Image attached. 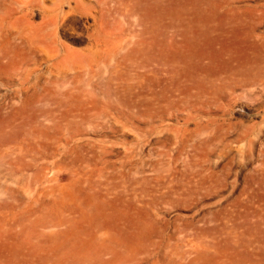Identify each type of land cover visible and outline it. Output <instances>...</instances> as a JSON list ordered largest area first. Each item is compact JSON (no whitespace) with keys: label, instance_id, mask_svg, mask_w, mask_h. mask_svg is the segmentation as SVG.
I'll return each instance as SVG.
<instances>
[{"label":"rangeland","instance_id":"374dc122","mask_svg":"<svg viewBox=\"0 0 264 264\" xmlns=\"http://www.w3.org/2000/svg\"><path fill=\"white\" fill-rule=\"evenodd\" d=\"M0 264H264V0H0Z\"/></svg>","mask_w":264,"mask_h":264}]
</instances>
